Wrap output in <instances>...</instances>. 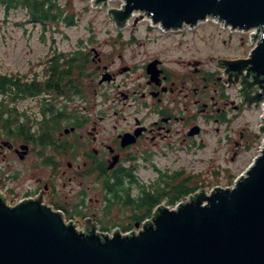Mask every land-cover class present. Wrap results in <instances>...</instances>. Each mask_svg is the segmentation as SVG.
<instances>
[{
    "label": "flooded vegetation",
    "instance_id": "flooded-vegetation-1",
    "mask_svg": "<svg viewBox=\"0 0 264 264\" xmlns=\"http://www.w3.org/2000/svg\"><path fill=\"white\" fill-rule=\"evenodd\" d=\"M129 38L132 44H143L135 36ZM181 41L185 42V38ZM128 44L130 42L124 46ZM121 52L119 46L110 52L120 60L115 70L107 65L113 59L99 53L98 75L101 77L108 71L111 76L110 80L98 81L99 96L104 98V104L105 98L111 96L105 94L104 88L117 80L118 92L114 90L112 94L118 100L128 99L129 105L133 106L132 121L112 135H95L106 112L102 104L95 111L91 103L89 91L94 89L97 92L93 81L83 87L81 93L72 96L55 95L51 90L29 95L25 104L28 117L41 116L43 120L50 100L55 102L52 109L57 116L76 114L79 118L54 130L49 144L50 158L42 156L40 147L32 139L24 140L22 130L16 138H0L4 155L12 154L21 162H27L14 169L8 165L0 166V189L4 196L42 199L74 217L84 231L92 228L106 230L113 225L121 229L135 228L147 223L154 207L187 191L184 185L175 181L162 180L165 176L160 174L169 171L153 164V157L159 153L154 146L160 144L164 148L179 143L185 148L194 146L200 149L205 146L201 135L207 126L213 128V121L227 124L233 120L234 114L257 103L255 97L260 94L259 86L252 83L248 69L229 71L217 59L213 66V55H206L203 59H180L177 62L183 64L182 69L177 70L158 56L140 64H125ZM59 57L60 61L65 58L62 54ZM56 58L55 52L42 56L36 75L47 76ZM153 60H158L156 70L160 71L151 75L148 63ZM121 86L124 89H120ZM231 90L236 92V98L231 96ZM228 113L232 115L230 119ZM150 116L151 120L146 123L145 119ZM193 127H199L195 135L191 134ZM65 128L69 131L66 132ZM125 133L133 134L135 140L122 144ZM87 135L93 136L88 139ZM240 137L243 139L242 135ZM24 143H28V151L20 158L18 148ZM241 143L235 141V145L240 146L234 154H239L240 148L245 147ZM147 168L155 176L143 179L138 171ZM209 181H213V175ZM149 191L154 192L159 201L154 202Z\"/></svg>",
    "mask_w": 264,
    "mask_h": 264
},
{
    "label": "water",
    "instance_id": "water-1",
    "mask_svg": "<svg viewBox=\"0 0 264 264\" xmlns=\"http://www.w3.org/2000/svg\"><path fill=\"white\" fill-rule=\"evenodd\" d=\"M93 3L120 28L133 12L141 13L135 22L149 17L166 29L206 17L258 28L250 58L223 64L247 68L262 89L255 101L264 99V0H124L110 14L106 0ZM0 264H264V147L232 188L199 193L176 209L159 207L138 233L79 231L40 200L11 207L0 195Z\"/></svg>",
    "mask_w": 264,
    "mask_h": 264
},
{
    "label": "rangeland",
    "instance_id": "rangeland-1",
    "mask_svg": "<svg viewBox=\"0 0 264 264\" xmlns=\"http://www.w3.org/2000/svg\"><path fill=\"white\" fill-rule=\"evenodd\" d=\"M91 2L92 0H73V8L70 11L77 13V22L71 26L59 27L53 33L54 41L49 39L51 32L43 35L42 28L38 24L27 22V15L23 9H14L6 14L0 6V71L2 73H24L35 64L34 59L38 57L39 52L51 46H56L61 50L73 49L79 41L84 42L83 46L96 47L102 55L105 53L108 59H113L107 65H110L111 70H115L120 60L110 55L111 48L105 44V40H108L110 34H116L117 29L107 17L106 9L103 8L102 4ZM105 5L107 9H111L117 7L119 1H106ZM131 21L132 19L129 26L121 30L122 34L127 37L131 32H135L143 44H128L125 49H121L122 62L125 64H140L152 56H158L167 65L178 70L182 69L183 64L176 60L181 57H203L205 55H213L214 58L230 57L235 54H244L250 43L249 37L243 35L241 38L235 34L229 35V31L218 30L217 24L214 23H202L197 30L186 31L183 33L185 34L184 37H182L181 34L172 33L163 35L155 29L148 32L147 22L143 21L136 26H132ZM42 36H44V40ZM181 38H185V42L182 43ZM28 60L29 63H27ZM96 89L98 93L94 90L91 91V103L94 105L95 111H98L99 106L102 104L106 114L96 127L95 135H112L132 121L133 106L129 105L128 99H115L116 97L114 93L112 94L113 89L110 88V85L104 88V92L106 95L111 96H109V99L105 98L103 104L104 98L101 99L99 96L101 88ZM16 105L21 110L24 107V102L18 100ZM151 118L152 116L147 117L145 119L146 123ZM257 118L258 111H244L234 120L228 131L226 127H219V131L216 132L214 124L213 129L207 126L205 132L201 135L207 146L196 153L186 152L183 149L170 150L156 144L154 149L159 153L153 159L159 166L168 169L183 165L187 169L203 170L210 168L209 165L213 163V183L211 184L227 187L229 184L226 182V173L222 174L223 171L221 170L226 169L229 174L237 178L245 171L257 153L261 137H257L250 149L242 151L234 160L230 159L233 143L227 141L226 137L234 134L232 135L233 138H238V131L242 128L257 132ZM92 136L87 135L88 139H91ZM169 140L172 142L171 138ZM3 153V149H0V166L8 165L11 169H14L27 163L21 162L15 155H4ZM215 171H218L219 174ZM139 175L143 179L155 176L149 168L139 170ZM212 185H207L205 188L209 189Z\"/></svg>",
    "mask_w": 264,
    "mask_h": 264
},
{
    "label": "trees",
    "instance_id": "trees-1",
    "mask_svg": "<svg viewBox=\"0 0 264 264\" xmlns=\"http://www.w3.org/2000/svg\"><path fill=\"white\" fill-rule=\"evenodd\" d=\"M70 3V2H69ZM0 5L8 11L10 8H24L27 12V16L31 18L34 22L36 21H50V20H58L63 15V9H61L57 0H0ZM64 18L68 24H73L75 22L74 13H70L65 15ZM72 69L74 72L81 71L88 63L87 53L76 52L73 55L72 59ZM56 78H53L51 82H49L48 87L60 86V80L62 79L63 74L56 72ZM59 73V74H58ZM42 85V83H39ZM37 85L29 86V85H21L18 80H13L12 78H8L5 75L0 74V94L3 98H0V120L4 118L3 113L9 111L10 108L5 107V97L6 91L13 89L14 95H19L22 91H30V89L40 90L41 87ZM74 85V81L70 85V87Z\"/></svg>",
    "mask_w": 264,
    "mask_h": 264
}]
</instances>
